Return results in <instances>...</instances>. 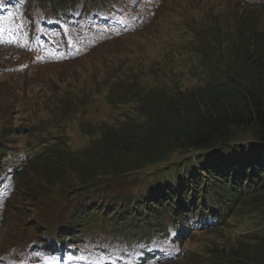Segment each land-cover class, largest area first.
<instances>
[{
    "label": "rangeland",
    "instance_id": "obj_1",
    "mask_svg": "<svg viewBox=\"0 0 264 264\" xmlns=\"http://www.w3.org/2000/svg\"><path fill=\"white\" fill-rule=\"evenodd\" d=\"M211 1L109 0V3L114 2L113 7L121 16L136 19L132 32L120 35L121 39L117 37L101 42L97 49L91 50L93 52L90 55L79 56L75 62L49 61L39 67L27 65L28 61H33L30 55L16 53L19 60L11 65H19L24 60L25 68H19L24 73L6 72L9 63L0 59V125H7L10 130L29 123L24 136H10L9 157L3 158L0 165L5 164L6 171H11L18 169L25 155L32 156L27 159L23 175L20 176V170L12 176L5 174L1 177V183L8 187L11 194L8 200L0 198V264H6L8 260L11 264L29 260L36 249L56 243V237L66 233L69 218L83 202L89 200L88 203H93L89 209L104 206V211L107 209L111 212L118 204L117 199L147 196L149 187L157 186L153 182L156 175L162 176L165 183L171 182L172 178H168L170 175L182 177L185 171L189 173L190 169L183 168V165L193 164L198 171L199 158L207 153H215L216 150L211 149L182 158L176 155L172 157L175 159L171 163L145 167L140 163L149 148L139 147L137 152L132 153L137 154L135 162L138 165L129 169L132 170L129 174L120 176L113 173L109 180L101 179L97 188L102 189L101 192L73 191L75 186H67L62 180H66V173L71 168L78 166L79 160L71 157L65 161L60 154L69 151L99 156L102 153L100 142L103 133L113 128L119 129L135 115L137 107L133 99L141 84H146L149 92L156 85H170L173 90L188 91L205 84L202 68L199 67L205 63V58L193 50L194 45L201 44V41H194L193 38L199 23L203 28H209L208 22L203 21L211 11L202 18L200 16L201 5L207 3L211 6ZM246 1L252 3V7L243 5ZM213 4L220 26L227 24L234 27L235 17L229 20L226 15L247 9L264 30V17L259 18L264 14V0H213ZM141 21L144 22L139 25ZM147 23L151 24L147 26ZM228 38L219 30L217 39L225 43ZM211 43L218 48V43ZM216 53L217 59L220 58L218 54L221 51ZM22 76L29 78V92L32 87L31 92L24 95L20 93L18 79ZM123 94L126 97L123 98ZM111 98L127 104H111ZM55 103L67 109L80 108V111L56 114L49 107ZM65 117V125L60 124ZM235 144H230L227 149ZM48 146H54L53 149L57 148L58 151L55 155L45 156L44 164H38L35 155ZM121 150L119 157L109 158L119 160L132 152L127 145ZM222 151L229 152L226 149ZM53 159L58 161L53 163ZM122 166V163H117V167L111 171L123 169ZM170 166L181 168L164 171ZM54 167L57 171L53 170ZM104 183L110 187L107 189ZM54 185L57 189L53 190ZM66 188L71 191V196L67 198L58 191ZM45 193L50 194L44 197ZM184 226L187 230V226ZM250 228L256 229L251 215H243L230 219L229 224L222 226L216 234L198 232L192 238L189 235L179 247L165 244L163 247L171 249L175 257L162 264H227V260L232 257L236 259L234 264H243L245 259L241 254H247L258 237V234L249 232ZM93 231L91 238L112 240L102 243V248L111 249L121 245L120 241H126L113 224L102 231L95 226ZM99 243H90V247L94 249Z\"/></svg>",
    "mask_w": 264,
    "mask_h": 264
},
{
    "label": "trees",
    "instance_id": "obj_2",
    "mask_svg": "<svg viewBox=\"0 0 264 264\" xmlns=\"http://www.w3.org/2000/svg\"><path fill=\"white\" fill-rule=\"evenodd\" d=\"M0 3L7 7V10L0 12L2 22L8 10L13 12L19 6L27 10L34 4L44 5L47 7L45 11L57 14L72 8L76 0H0ZM262 17L264 14L259 16ZM14 20L20 26H32V15L28 11ZM248 26L249 23L241 27L246 29L240 31L244 33L240 34L237 45L232 47L231 58L205 57L203 68L209 66L205 77L216 74L212 84L207 87L205 84L203 88L194 91H177L170 85H156L155 90L149 94L141 90L144 104L138 103L140 113L132 115L119 129L113 128L103 133L100 142L102 153L99 156H75L74 159L79 160L78 166L66 173V180L61 179L65 185L75 186L73 191L97 193L102 190L97 189L101 179L109 180L113 173L120 176L129 174L126 172L138 165L135 162L137 154L132 153L137 152L139 147L149 148L140 163L145 167L171 163L175 159L172 157L176 155L182 158L211 149L216 152L199 158L198 171L193 164L183 165V168L190 169L189 173L185 171L182 177L170 175L168 178H172L171 182L165 183L162 176L156 175L153 182L157 186H150L147 196L117 199L118 204L111 212L107 209L104 211V206L89 209L93 203H88L89 200L83 202L79 210L69 218V229L57 237V242L63 244L67 240V243L81 249L88 241L89 245L99 240V255L104 259H120L121 252L100 247L102 243H110L112 240L91 238L95 226L102 231L113 224L127 241H120L118 248L123 249L128 243L149 241L155 234L165 233L163 228L166 222L180 217L190 219L186 215L200 202L198 222L208 216L216 217V213H222L218 218L222 221L240 203L238 190L244 188L248 191L245 197L251 200L253 207L260 210V219L264 225V45L252 41ZM5 42L0 41V45ZM227 46L231 47L230 44ZM53 107L54 113L61 112V104L55 103ZM5 128L0 127V161L2 157L8 158L9 138L16 132ZM243 138L246 140L243 141ZM233 143L237 144L229 152L218 150L226 149ZM125 145L132 149L129 155L119 160L109 158L119 157ZM43 156V152L35 155L38 164H44ZM57 161L54 159L53 163ZM117 163L125 165V172L122 168L111 171L117 167ZM25 165L20 161L18 171L22 170L23 173ZM180 168L170 166L164 171ZM5 169V164L0 166V171ZM53 170L57 171L56 167ZM104 187L108 189L110 186L104 183ZM55 188L56 185L53 190ZM58 191L66 198L71 196L68 188ZM191 226L195 228L194 224ZM246 255L249 264H264L263 246L252 247Z\"/></svg>",
    "mask_w": 264,
    "mask_h": 264
},
{
    "label": "bare ground",
    "instance_id": "obj_3",
    "mask_svg": "<svg viewBox=\"0 0 264 264\" xmlns=\"http://www.w3.org/2000/svg\"><path fill=\"white\" fill-rule=\"evenodd\" d=\"M29 9L24 10L23 7L19 6L17 8V10L13 11V12H9V10L7 11V15L5 17V24L6 26L9 28V36H6L4 39H1L0 41H7L4 44L0 45V54H2L3 56L0 57V59L4 60L5 62H8L9 64L14 60L15 54H16V50H21L20 45L22 44L21 41L22 39L18 40V38L16 37V31L14 30V25H15V20L21 13L27 12ZM30 11V10H29ZM150 18V17H149ZM144 21H141L139 23V25L143 24ZM151 23H147V26L150 25ZM4 25V24H2ZM56 29H53L50 31V33L55 32ZM121 32H123V30H121ZM2 32L0 31V34ZM94 34L100 35V32H95ZM119 39L122 38V36H117ZM46 40V38L44 39V41ZM25 44V43H24ZM26 44H30L29 42ZM93 45V42H89L85 44V47L79 51L74 52V54L81 56V57H86L88 55H90L95 49L98 48V46L94 47L93 51L90 52H84L87 49H90L91 46ZM10 55V56H9ZM69 56H66L65 58H68ZM48 59L50 61H55L56 57H51L49 56ZM74 61V60H73ZM44 62L47 64L49 61L44 60ZM75 62V61H74ZM204 65V64H203ZM203 65H199V67L201 66V68H203ZM32 66V65H31ZM198 66V65H197ZM9 68V66H6L7 70ZM18 68H25V62H21L19 64ZM53 154V153H52ZM224 214V213H223ZM217 218H220L222 216L221 214H215ZM221 228V227H219ZM57 238V237H56ZM60 243V242H59ZM59 243H55L56 247L52 249V252L56 251L59 249L58 245ZM64 254H66L65 252H63ZM145 264H154V262L152 261V259H150L149 261H146Z\"/></svg>",
    "mask_w": 264,
    "mask_h": 264
}]
</instances>
